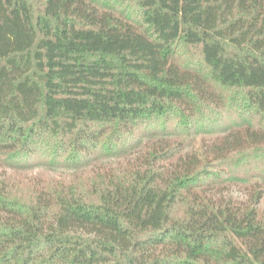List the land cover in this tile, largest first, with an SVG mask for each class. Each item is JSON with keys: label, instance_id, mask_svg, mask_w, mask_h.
I'll list each match as a JSON object with an SVG mask.
<instances>
[{"label": "trees", "instance_id": "1", "mask_svg": "<svg viewBox=\"0 0 264 264\" xmlns=\"http://www.w3.org/2000/svg\"><path fill=\"white\" fill-rule=\"evenodd\" d=\"M0 264H264V0H0Z\"/></svg>", "mask_w": 264, "mask_h": 264}, {"label": "rangeland", "instance_id": "2", "mask_svg": "<svg viewBox=\"0 0 264 264\" xmlns=\"http://www.w3.org/2000/svg\"><path fill=\"white\" fill-rule=\"evenodd\" d=\"M178 51H179V59L182 60V62H196L200 57L198 54V50L196 48L193 47H188L182 44H178ZM223 113H227V110L223 111ZM236 117V113H232V112H228L227 114L224 115V123H230L233 122V120ZM42 170H45V168H43ZM46 172V171H45ZM47 175H49V173H51L52 175L56 174V175H60L62 173V170H54V171H47L46 172Z\"/></svg>", "mask_w": 264, "mask_h": 264}]
</instances>
